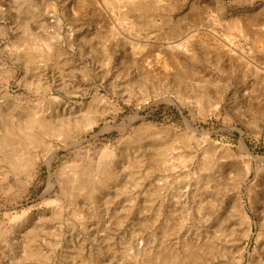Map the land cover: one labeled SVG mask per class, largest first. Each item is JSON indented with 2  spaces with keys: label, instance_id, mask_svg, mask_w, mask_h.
Returning <instances> with one entry per match:
<instances>
[{
  "label": "rangeland",
  "instance_id": "374dc122",
  "mask_svg": "<svg viewBox=\"0 0 264 264\" xmlns=\"http://www.w3.org/2000/svg\"><path fill=\"white\" fill-rule=\"evenodd\" d=\"M0 264H264V0H0Z\"/></svg>",
  "mask_w": 264,
  "mask_h": 264
}]
</instances>
